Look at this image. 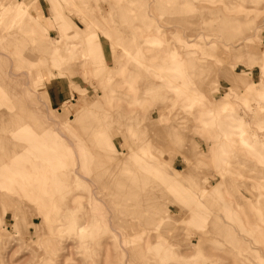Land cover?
<instances>
[{
  "label": "rangeland",
  "instance_id": "rangeland-1",
  "mask_svg": "<svg viewBox=\"0 0 264 264\" xmlns=\"http://www.w3.org/2000/svg\"><path fill=\"white\" fill-rule=\"evenodd\" d=\"M263 259L264 0H0V264Z\"/></svg>",
  "mask_w": 264,
  "mask_h": 264
},
{
  "label": "crops",
  "instance_id": "crops-1",
  "mask_svg": "<svg viewBox=\"0 0 264 264\" xmlns=\"http://www.w3.org/2000/svg\"><path fill=\"white\" fill-rule=\"evenodd\" d=\"M50 100H51V104L54 107L60 106L62 104H64L65 102H67L69 96H67L66 94H63L62 92L58 91L57 89H51V93H50ZM86 102V101H84ZM84 105H86L84 103Z\"/></svg>",
  "mask_w": 264,
  "mask_h": 264
},
{
  "label": "bare ground",
  "instance_id": "bare-ground-1",
  "mask_svg": "<svg viewBox=\"0 0 264 264\" xmlns=\"http://www.w3.org/2000/svg\"><path fill=\"white\" fill-rule=\"evenodd\" d=\"M16 21V20H15ZM17 22V21H16ZM12 76H15L14 74H12ZM224 105V104H223ZM211 113V112H210ZM222 113V112H221ZM236 127H238V126H236ZM11 172H7L6 173V175L8 176V174H10ZM77 173V172H76ZM84 179V178H83ZM13 182H14V180H12ZM253 231V230H252ZM262 235V234H261ZM255 236V235H254ZM244 240V239H243ZM255 241V240H254ZM249 242V241H248ZM253 242V241H252ZM252 244V243H251ZM254 246V245H253ZM261 248V247H260ZM256 249V248H255ZM263 251V250H262ZM239 253V252H238ZM231 254H232V252H231ZM230 255V254H229ZM232 255H234V254H232ZM243 255V254H242ZM236 256V255H235ZM235 258V257H234ZM260 258V257H259ZM236 259H238V258H236ZM264 260V259H263Z\"/></svg>",
  "mask_w": 264,
  "mask_h": 264
}]
</instances>
